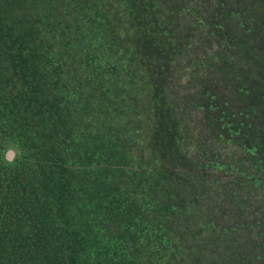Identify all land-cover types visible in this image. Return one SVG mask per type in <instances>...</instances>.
Wrapping results in <instances>:
<instances>
[{
  "label": "trees",
  "instance_id": "1",
  "mask_svg": "<svg viewBox=\"0 0 264 264\" xmlns=\"http://www.w3.org/2000/svg\"><path fill=\"white\" fill-rule=\"evenodd\" d=\"M11 141L0 264H264V0H0Z\"/></svg>",
  "mask_w": 264,
  "mask_h": 264
},
{
  "label": "clouds",
  "instance_id": "2",
  "mask_svg": "<svg viewBox=\"0 0 264 264\" xmlns=\"http://www.w3.org/2000/svg\"><path fill=\"white\" fill-rule=\"evenodd\" d=\"M15 153V156L12 160L8 159V153ZM23 151L20 145L16 141H11L7 143L3 150L0 151V163H3L5 166L14 167L18 160L22 159Z\"/></svg>",
  "mask_w": 264,
  "mask_h": 264
},
{
  "label": "rangeland",
  "instance_id": "3",
  "mask_svg": "<svg viewBox=\"0 0 264 264\" xmlns=\"http://www.w3.org/2000/svg\"><path fill=\"white\" fill-rule=\"evenodd\" d=\"M9 156H14V154L13 153H10Z\"/></svg>",
  "mask_w": 264,
  "mask_h": 264
}]
</instances>
